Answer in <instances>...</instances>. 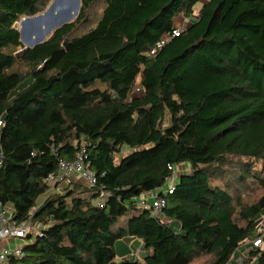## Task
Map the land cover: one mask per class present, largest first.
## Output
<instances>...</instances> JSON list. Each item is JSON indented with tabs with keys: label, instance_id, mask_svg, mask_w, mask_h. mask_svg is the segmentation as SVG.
<instances>
[{
	"label": "trees",
	"instance_id": "trees-1",
	"mask_svg": "<svg viewBox=\"0 0 264 264\" xmlns=\"http://www.w3.org/2000/svg\"><path fill=\"white\" fill-rule=\"evenodd\" d=\"M52 1L0 0V202L42 229L7 264H139L117 260L133 239L145 264H229L243 245L241 264H264V196L240 193L264 189V0H81L19 57L16 24ZM83 149L103 207L85 184L45 182ZM180 164L162 217L141 208Z\"/></svg>",
	"mask_w": 264,
	"mask_h": 264
},
{
	"label": "built area",
	"instance_id": "built-area-1",
	"mask_svg": "<svg viewBox=\"0 0 264 264\" xmlns=\"http://www.w3.org/2000/svg\"><path fill=\"white\" fill-rule=\"evenodd\" d=\"M184 30L185 27H178L172 33L164 35L156 43L150 55H156L158 51H160L172 39L178 37ZM1 125L2 123L0 122V126ZM2 164L3 155L0 152V167ZM171 170L172 174L166 179L165 186L149 195L144 194L139 199L140 207L146 210H152L154 216L162 217V210L167 205L165 196L174 193L178 176L187 172V167L185 164H180L179 166H173ZM45 182L52 192H57L60 185H67L72 188L74 184L83 182L90 189L97 190V192L99 191L100 196L96 200V205L99 207H103L109 198L108 193L103 189L97 188L98 179L96 174L90 169L86 149H83L78 153L72 162L62 161L58 173L49 175ZM150 198L152 199V202H149ZM13 214L14 212L6 210V206H3L0 202V264H7L11 257L21 258L23 255V246L25 245L19 244L14 248H9L1 247L2 243H8L10 241H25L30 234H32L33 237L38 235L42 236V229L40 226L34 225L30 221L17 224L13 220ZM251 244L254 249L264 250V217L259 224V235Z\"/></svg>",
	"mask_w": 264,
	"mask_h": 264
},
{
	"label": "rangeland",
	"instance_id": "rangeland-1",
	"mask_svg": "<svg viewBox=\"0 0 264 264\" xmlns=\"http://www.w3.org/2000/svg\"><path fill=\"white\" fill-rule=\"evenodd\" d=\"M77 1L78 0H53L43 12L39 13L35 17H24L22 18L17 24L16 28L20 31V33L23 34L24 40L21 39L23 47H29L30 43H34L37 40L45 41L47 40L52 33L59 27L63 25V23H70L75 21L80 13L81 10V0H80V6L77 8ZM206 0H203L200 2L196 9L200 8L203 3ZM102 7L96 6L92 13H91V22L88 25V28L91 27L94 24L95 19L101 14ZM70 16H73L74 18L68 21V18ZM41 17V18H39ZM177 23V19H176ZM184 24V23H183ZM182 24V25H183ZM179 27V26H178ZM183 27V26H181ZM187 27V26H186ZM87 30V29H85ZM23 50H20L17 52V55L20 57ZM138 91V90H137ZM130 150L128 148H125L123 151V154H128ZM262 165L261 162L256 163V170H261ZM240 192V191H239ZM243 195L244 202L248 203L249 205L255 203L258 201L259 198L264 196V189L257 188L256 186L253 187V189H249L244 192H240ZM239 193V194H240ZM82 196H85L86 198L90 197L88 194H83ZM180 226L178 225V228ZM22 241H16L13 242V246L16 247L21 243ZM120 245L124 248H128L127 244L125 242H120ZM249 245H243L241 246L235 255L233 256V260L229 264H233L232 262L235 260L234 264H239V260L244 258L249 250ZM142 253V254H141ZM140 254L143 258L141 264H145L144 258L147 255V251L143 250ZM124 257H121L118 255V260L123 259Z\"/></svg>",
	"mask_w": 264,
	"mask_h": 264
},
{
	"label": "crops",
	"instance_id": "crops-1",
	"mask_svg": "<svg viewBox=\"0 0 264 264\" xmlns=\"http://www.w3.org/2000/svg\"><path fill=\"white\" fill-rule=\"evenodd\" d=\"M188 20H185L182 17L177 18V26L181 27H186L187 25H189V22H187ZM184 23V24H183ZM183 24V25H182ZM188 171V170H187ZM80 184H85L83 182H80ZM67 185H60L58 187V191L57 192H61V190L65 189ZM150 202H152V199L150 198ZM6 210L12 211L13 209L11 206H7ZM13 242L14 241H10V242H5L1 244V247H9V248H14L13 246ZM122 242H125L124 240ZM22 244H25V241L21 242ZM126 243V242H125ZM127 244V243H126ZM128 248H124L123 246L120 245V243L117 244V260H118V255H120L121 257H124L123 259L118 260L119 262H138L139 264H141L143 258L141 257L142 255V251L145 250L144 248V244L143 242H141V240L138 239H133L131 240V242L129 244H127ZM141 253V254H140ZM246 256V255H245ZM243 258L239 260V264H241ZM145 261V258H144ZM233 264L235 263V260L232 262Z\"/></svg>",
	"mask_w": 264,
	"mask_h": 264
},
{
	"label": "water",
	"instance_id": "water-1",
	"mask_svg": "<svg viewBox=\"0 0 264 264\" xmlns=\"http://www.w3.org/2000/svg\"><path fill=\"white\" fill-rule=\"evenodd\" d=\"M79 6H80V0L77 1V8H79ZM39 18H41V17H39ZM73 18H74L73 16H70V17L68 18V21L71 20V19H73ZM66 22H67V21H66ZM66 22H65V23H66ZM65 23H63V25H64ZM21 39L24 40V37H23V34H22V33H21ZM41 42H42V40H37V41L34 42V43H30V44H29V47H24L22 53H24L28 48H32V47H34L35 45L40 44Z\"/></svg>",
	"mask_w": 264,
	"mask_h": 264
}]
</instances>
